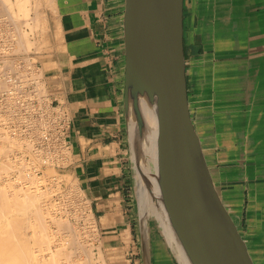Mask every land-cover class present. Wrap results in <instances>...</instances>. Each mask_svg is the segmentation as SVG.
I'll list each match as a JSON object with an SVG mask.
<instances>
[{
    "label": "crops",
    "instance_id": "1",
    "mask_svg": "<svg viewBox=\"0 0 264 264\" xmlns=\"http://www.w3.org/2000/svg\"><path fill=\"white\" fill-rule=\"evenodd\" d=\"M51 1L33 2L30 55L49 101L70 115L68 173L109 264H143L123 112L124 0ZM183 1L192 121L254 264H264V0ZM149 223V264H179Z\"/></svg>",
    "mask_w": 264,
    "mask_h": 264
},
{
    "label": "water",
    "instance_id": "2",
    "mask_svg": "<svg viewBox=\"0 0 264 264\" xmlns=\"http://www.w3.org/2000/svg\"><path fill=\"white\" fill-rule=\"evenodd\" d=\"M182 7V0H124L123 112L133 188L136 177L143 186L148 180L141 172L145 160L141 99L154 108L159 146L156 171L149 175L155 178L160 205L149 195L141 207L133 193L142 261L149 264L152 220L179 264L175 246H180L189 264H254L241 227L222 200L192 121Z\"/></svg>",
    "mask_w": 264,
    "mask_h": 264
},
{
    "label": "rangeland",
    "instance_id": "3",
    "mask_svg": "<svg viewBox=\"0 0 264 264\" xmlns=\"http://www.w3.org/2000/svg\"><path fill=\"white\" fill-rule=\"evenodd\" d=\"M0 4L2 5V3H1V0H0ZM24 27V26H23ZM26 29H24V30H26V35H27V37H28V39H29V41H31V34H33L32 32H31V34L28 32L29 30H28V28L27 27H25ZM20 33V32H19ZM28 33V34H27ZM12 36H13V38L15 37L13 34H12ZM30 36V37H29ZM14 41L13 42H15V39H13ZM17 40L18 39H16V42H17ZM13 42L12 43H10V44H12L11 46H10V49L9 50H7L6 52H9V54H10V52H12V49L13 48H11V47H14V45H13ZM32 42V41H31ZM18 43V42H17ZM19 44H21L20 43V41H19ZM33 44V43H32ZM18 45V44H17ZM16 45V46H17ZM22 45V44H21ZM18 47V46H17ZM17 47H15V48H17ZM20 47H22V46H20L19 45V48ZM33 47V46H32ZM18 49V48H17ZM23 49V48H22ZM22 49L20 48L19 49V52H20V50L22 51ZM16 51V50H15ZM31 51H32V48L30 47V49H28L26 52L24 51V52H21L20 54H19V52H15L16 54H14V52L13 53H11L10 54V56L12 57H6L7 58V60H8V58H11V59H9L7 62V64H9L10 62V64L9 65H11V66H13V64L15 63V61H16V63H15V66H19L20 68H21V65L18 63V62H25V65H26V67H25V65H24V67L22 66V68H25L26 69V71L27 70H29L30 68H31V66H33L34 68L33 69H36V70H34V71H40L39 70V68H38V65H37V62H36V59L35 58H32L31 57ZM2 51H0V55L2 54L1 53ZM28 54V55H27ZM14 56V57H13ZM28 57V58H26V59H23V58H25V57ZM15 57L17 58V60L15 59ZM21 57V58H20ZM31 57V58H30ZM14 58V59H13ZM20 59V60H19ZM32 61H31V60ZM11 60V61H10ZM12 60H13V62H12ZM29 60L31 61L30 63H28L29 62ZM10 61V62H9ZM26 61H28L27 63H26ZM29 64V66H27ZM30 71V70H29ZM31 71H32V68H31ZM19 72H24V71H19ZM43 95H44V97H43V95H42V101H43V105H44V107L46 108V106L45 105H47L50 101H49V99L47 98L48 96H47V92H46V88L44 87L43 88ZM46 92V93H45ZM45 93V94H44ZM39 94H41V93H39ZM57 106L58 105H56V104H52V106L51 107H53V108H50L49 109V111H48V113H49V117H47L48 119L47 120H49V118H51V117H53V115L56 113L57 115H59L60 113L58 112V109H57ZM62 107V106H61ZM45 108H40L41 109V111L42 110H46ZM56 108V109H55ZM56 110V111H55ZM61 110L64 112V113H62L63 114V117L64 118H68V121H69V129H70V125H71V119H70V115H69V113L62 107L61 108ZM43 112V111H42ZM44 113V112H43ZM53 114V115H52ZM67 114V115H66ZM43 114H41V116H42ZM47 115V114H46ZM65 115V116H64ZM44 116H45V113H44ZM44 116H42V117H44ZM60 117H62L61 115H59ZM69 116V117H68ZM6 117V118H5ZM9 119H11L10 118V116L9 117H7V116H5V115H0V121H2V122H0V127H2V128H0L1 130H0V137L1 138H3L4 137V134H3V132L5 133V135H7V134H11L10 135V138L11 137H13V139L11 138V139H7V142H6V139H0V166H2L3 164V166H5L6 168H7V163L9 162L8 160H10V161H12L13 159L11 158V157H13L14 158V160L11 162L12 164L13 163H16V164H19L18 162H21V160L23 159H21L20 158V156H21V154H24V160L21 162V164H19V167H18V169L20 168L21 170H24L25 172H26V166L27 165H25L26 164V162L29 164L28 165V171L31 173L30 175H31V177H34V173L33 172H35V171H37V172H35V174H39L38 176H36V179H39L38 180V183H37V181L35 182L36 183V185H34L35 183H32V178H28L27 179V177H26V173L24 174L23 173V171H21L22 173H23V175H22V173H19L18 172V175L20 174V175H22L21 177L22 178H24V180L23 181H25V182H27V181H29L28 183H25V182H23V183H25L24 185H26V187H28L29 186V188L27 189V191L28 190H30V188L32 189V188H34V187H38V188H40V189H42V190H34V191H36L35 193H37V194H41L39 197L41 198H38V202L36 201V196L35 197H33V195H31V194H33L34 192L31 190L30 192H33V193H29V192H25V194H27L26 196H28V194H30V196H32L33 198H34V200L31 198V200L33 201H31V200H29L28 201V199H30V197L26 200L25 198L26 197H24L25 195H23L24 193H23V191H22V194H21V191H18L17 192V190L15 191V190H13V189H17L18 188V186L20 185V184H22V182L20 183L19 181L17 182V184L16 183H13L12 182V184L10 183L11 182V180H10V178L11 177H13V175H15L16 173H17V171L16 170H18V169H16L17 167H15V168H13L12 167V169H11V167H9L8 166V168H7V171H6V168H5V172H4V170L3 169H0L1 170V172L3 171V173H4V175H5V173L6 172H8V169H9V171L10 172H8V173H6V175L4 176V175H0L1 176V178L2 179H5L4 181H6V183H2V179L0 178V184H1V187H0V190L2 189L3 190V186H6V188H4V191H0V194H5V195H3V197H2V195H1V198L0 199H2V198H4L5 199V197L4 196H6L7 197V199H5V200H7L8 201V198H10V200H12L11 199V197H13V201H15L16 202V200H14L15 199V197L16 198H18L19 199V201H21L20 199H21V195H23V198H22V201L20 202V203H16V205H17V207H15L16 205H13L15 208H18V207H22L23 205H21V203L23 202L24 203V201L26 202V203H24V206H25V204L28 206H30V207H28L27 209H29V210H27L25 207H27V206H25L24 208L26 209V210H24V208L22 207L21 208V210L22 211H20L19 209L20 208H18V209H16V210H19V211H16L17 212V214H16V212H15V208L13 209V206L11 205V207H10V211H12L13 212V214H11L10 212H8V214H6V215H4L7 219H12L13 217H14V219H16V218H18L19 217V220H20V216H21V218H22V213H24V212H26V211H30V210H32V208L34 209V210H32V212L30 211V213L28 214L27 212V214L25 213L24 214V216L25 215H27L26 216V218L24 219L23 218V222H26V228L28 227L29 229L32 227V226H30V224H32L33 225V228H35L34 230L36 231V232H34V230H32V231H30L28 228L26 229L27 231V235H30L29 237L31 238H29L30 239V249H33V250H31V251H33V253H37V252H39L40 250L41 251H45V250H47V247L48 248H50L52 251H54V256H52V261H51V257L50 256H48V260L51 262V263H55V264H64V263H67V262H69V264H71L72 262V264H84L85 262V264H88V261L90 262L89 264H109L110 263V261H109V258H108V256L107 255H105L104 253H103V250H102V248H101V246H100V243H99V239L97 238V233H96V229H94L95 227V225H94V222L92 221V219L90 218V217H86V216H88V215H86L87 214V210H88V208H87V202L85 201V199L83 198V196H82V194H81V192L79 191L78 192V189H77V186H75V184H74V187H76L75 189H73L72 190V192L70 191V195H69V198H71V199H69L68 197H66L65 195H62V194H64L66 191H64L65 190V184H64V179L65 180H67L66 182L67 183H69L68 181L69 180H72L73 179V177L70 175V173H68V168H69V166H70V154H71V152H70V145H69V142L68 143H66V144H64L66 141H64V140H61L60 138H61V136H64V134H62L61 135V129H62V127L61 126H58V128L60 127V129H59V131H60V133H58L57 131H51V132H46V135L48 136H44V138L45 139H43V141H45L44 143H41V145H45V149H43V148H40L39 147V143L37 142L38 141V139L36 138V139H26V138H24V137H21V135H20V132L19 131H15V130H12L10 127H9V123L11 122V120H9ZM10 121V122H9ZM9 122V123H8ZM12 122H13V120H12ZM1 124H4V125H1ZM5 129H4V128ZM18 126H17V124H14V128L15 129H18L17 128ZM69 129H68V131H69ZM9 132V133H8ZM15 132V133H14ZM45 134V133H44ZM57 135V136H56ZM3 136V137H2ZM52 137V138H51ZM46 138H47V140H46ZM54 138V139H53ZM22 139H26V142H25V140H22ZM20 140V141H19ZM28 140V141H27ZM56 140H57V143H55L56 142ZM2 141V142H1ZM12 141H13V143H12ZM18 141V142H17ZM32 141H33V143H32ZM47 141V142H46ZM62 141V142H61ZM49 142V143H48ZM52 142H54V144L52 143ZM48 145H47V144ZM21 144V145H20ZM29 144L31 145V147H32V149L33 148H35V150L33 149H30L31 147L29 146ZM56 144H57V146H56ZM19 145V146H18ZM21 146V147H20ZM27 146L28 147H30L29 148V150L27 149ZM49 146V148H47ZM50 146H51V149H50ZM57 148H55V147ZM60 146V147H59ZM26 147V148H25ZM52 147H54V149H52ZM61 147H62V149L63 148H65V149H63V152L61 153ZM11 148H12V152H9L8 151V149L9 150H11ZM60 148V149H59ZM3 149H5L6 151H7V153H5L6 151L4 150L3 151ZM16 149V150H15ZM37 149H39V151H42L41 149H43V151L42 152H44V153H46L47 152V154H50L51 152V154H53V156H56L57 154V158L58 159H61L62 160V162H61V160H60V163L58 164L57 163V161H59V160H52L53 162H51V160H48V162L46 161L45 163L44 162H42V161H36L35 159L33 160V158L32 157H34L33 155L36 153V151H37ZM56 149V150H55ZM57 151V153L55 152V151ZM46 151V152H45ZM28 152V153H27ZM35 152V153H34ZM48 152H50V153H48ZM68 152V153H67ZM70 152V153H69ZM8 154L7 156L8 157H10V155H11V157L8 159L7 158V156L5 155V154ZM12 153V154H11ZM13 153L16 155L15 157H14V155H13ZM27 153V154H26ZM44 153H42V156H44L43 154ZM50 154V155H51ZM65 154V157L63 156ZM5 155V156H4ZM18 155V156H17ZM3 156L6 158V159H8L7 161H6V163H4L3 161L5 160L4 158H3ZM29 156V157H28ZM17 157V158H16ZM60 157V158H59ZM64 157V158H63ZM68 157H69V160H68ZM16 158V159H15ZM21 159V160H20ZM43 159H46V157L44 156L43 157ZM20 160V161H19ZM32 160L33 161H35L34 163L32 162ZM64 160V161H63ZM68 160V161H67ZM15 161H17V162H15ZM44 161V160H43ZM32 163V164H30V163ZM37 162H38V164H37ZM64 162V163H63ZM3 163V164H2ZM23 163V164H22ZM51 163V164H50ZM63 163V164H62ZM14 165V164H13ZM2 166V168H4ZM22 166V167H21ZM35 166V167H34ZM25 167V168H24ZM51 167V168H50ZM1 168V167H0ZM31 168V169H30ZM14 169V170H13ZM35 169V170H34ZM37 169V170H36ZM2 173V174H3ZM33 173V174H32ZM47 176H46V175ZM9 177H8V176ZM62 175V176H61ZM26 177V178H25ZM38 177V178H37ZM55 177V178H54ZM59 177H60V179H59ZM61 177H63V178H61ZM6 178H9V179H6ZM52 178V179H51ZM29 179H31V182H30V180ZM8 180H10V181H8ZM57 180V181H56ZM45 181V182H44ZM53 182V183H52ZM65 182V183H66ZM9 183H10V186L12 185V187L11 188H13L12 190H11V188H9L8 187V185H9ZM20 183V184H19ZM52 183V184H51ZM4 184H6V185H4ZM3 185V186H2ZM15 185L17 186V187H15ZM31 186V187H30ZM56 186V187H55ZM3 187V188H2ZM15 187V188H14ZM10 190H9V189ZM37 188V189H38ZM57 188V189H56ZM135 188H133V190H134ZM6 190V191H5ZM7 190H9V191H7ZM74 190H75V192H74ZM11 191L13 192H15V196L13 195L14 193H12L11 195H10V193H11ZM42 191V192H41ZM45 193H44V192ZM51 191V192H50ZM41 192V193H40ZM17 193H18V195L19 196H17ZM44 193V194H43ZM48 193V194H47ZM71 193H73V194H71ZM133 193H134V191H133ZM51 194V195H50ZM45 195V196H44ZM21 196V197H20ZM61 196V197H60ZM63 196H65L66 197V199H65V197H63ZM59 197V198H58ZM76 197V198H75ZM4 199H3V201H4ZM23 199H24V201H23ZM62 199V200H61ZM65 200V201H64ZM7 201H6V203H7ZM13 201H11V202H13ZM18 201V202H19ZM35 201V202H34ZM10 201H8V203L10 204L11 203ZM14 202V203H15ZM27 202L29 203V204H27ZM22 203V204H23ZM31 203H33V204H31ZM37 203V204H36ZM38 203H40L41 205H39ZM59 203V204H58ZM37 205V207H36V205ZM77 204V205H76ZM39 205V206H38ZM43 205V206H42ZM44 205H45V207H44ZM76 205V206H75ZM80 205V206H79ZM33 206H35V208H40V210L38 209H35ZM51 206V207H50ZM32 207V208H31ZM44 207V208H43ZM50 207V208H49ZM53 207V208H52ZM12 208V209H11ZM83 209H84V211H83ZM87 209V210H86ZM23 210H24V212H23ZM44 210V211H43ZM81 210H82V212L84 213V214H82V212H81ZM35 211V213H33ZM39 211H40V213H39ZM56 211V212H55ZM18 212H21V215H20V213H18ZM31 213H33L32 215H30ZM43 213L46 215H43ZM10 214V215H9ZM35 214V215H34ZM36 214H40V215H38V217L40 216V219H38V218H36L37 216H36ZM53 214V215H52ZM12 215V217H10ZM17 215V216H16ZM20 215V216H19ZM30 215V216H29ZM35 216L34 218H36V219H38V220H40L39 221V223H38V220H37V222L34 220V218L32 217V216ZM48 215V216H47ZM80 215V216H79ZM85 215V216H84ZM3 216V218H1V219H3V221L6 219L5 217ZM28 216H29V218H28ZM52 216V217H51ZM56 216V217H55ZM10 217V218H9ZM31 217H32V219H33V222L35 221V224H33V222H31L32 220H31ZM45 217V219H43ZM48 217V218H47ZM5 218V219H4ZM51 218V220L53 221L54 219H56V220H54V221H56V222H51V220H49L48 221V219H50ZM60 219L59 221H58V219ZM0 219V222L2 223L3 221ZM28 219L30 220V222H28ZM18 220V219H17ZM43 220H45V221H43ZM41 221H42V223H41ZM47 221V222H46ZM62 221H64V223H65V228H66V225H67V223H68V226H67V228L68 229H70L71 227H72V229H70V230H66L65 228H63V226H62V228H61V226L60 225H58L60 222H62ZM66 221V222H65ZM90 221V222H89ZM4 222H6V221H4ZM91 222H93V223H91ZM0 223V229L3 227V224H1ZM28 223H29V225H28ZM38 223V225H36ZM40 223L44 226V229H42L41 230V232L39 233V231H37V229L38 228H36V227H34L35 225L36 226H39L40 225ZM44 223H45V225H44ZM50 223V224H49ZM25 224V223H24ZM56 224H57V226H56ZM42 225L41 226H39V227H41V228H43L42 227ZM47 225V226H46ZM92 225V226H91ZM30 226V227H29ZM49 226V227H48ZM58 226H60L59 228H58ZM86 226V227H85ZM48 227V228H47ZM94 227V228H93ZM32 228V229H33ZM40 228V229H41ZM90 228V229H89ZM58 229V230H57ZM84 229V230H83ZM53 230V231H52ZM73 230V231H72ZM75 230H76V232H75ZM45 231H46V234H45ZM49 231V232H48ZM55 231V232H54ZM34 232V233H33ZM68 232V233H67ZM29 233V234H28ZM36 233V234H35ZM42 233V234H41ZM51 233V234H50ZM65 233V234H64ZM73 233L76 235H73ZM0 234H1V231H0ZM33 234H35V240H32V238L34 237V235ZM41 234V235H40ZM70 234V235H69ZM43 235V236H42ZM45 235V236H44ZM38 236V237H37ZM71 236V237H70ZM36 237H37V239L38 240H36ZM43 237V238H42ZM46 237V238H45ZM48 237V238H47ZM82 237V238H81ZM89 237V238H88ZM40 238V239H39ZM42 238V239H41ZM70 239V241H69V239ZM78 238V239H77ZM34 239V238H33ZM52 239V240H51ZM68 239V240H67ZM40 240V241H39ZM42 240V241H41ZM33 241V242H32ZM34 241L36 242H38V244L40 243L41 245L40 246H42V247H40V249H39V247H36L37 245H35L34 244V247H33V245H31V242L32 243H34ZM44 241V242H43ZM62 241V242H61ZM73 241V242H72ZM36 242V243H37ZM41 242H43V243H41ZM72 242V243H71ZM48 244V245H46V244ZM59 244V245H58ZM45 245V246H44ZM50 246V247H49ZM46 247V248H45ZM58 247V248H57ZM63 247H65V248H63ZM45 248V249H44ZM80 248H81V250H80ZM83 248V249H82ZM91 248V249H90ZM89 249V250H88ZM84 250V251H83ZM85 250H86V252H85ZM37 251V252H36ZM59 251V252H58ZM46 252V251H45ZM89 252V253H88ZM57 254V256H55ZM60 255V256H59ZM67 255H68V259H67ZM59 256V257H58ZM66 257V258H65ZM79 257V258H78ZM85 257V258H84ZM88 257V258H87ZM91 257V259H89ZM64 259V260H63ZM66 259H67V262H66ZM87 259V260H86ZM63 260V261H62ZM86 260V261H85ZM82 261H84V262H82Z\"/></svg>",
    "mask_w": 264,
    "mask_h": 264
},
{
    "label": "bare ground",
    "instance_id": "4",
    "mask_svg": "<svg viewBox=\"0 0 264 264\" xmlns=\"http://www.w3.org/2000/svg\"><path fill=\"white\" fill-rule=\"evenodd\" d=\"M49 1H51V0H49ZM33 2H34V0H1V3H2V5H1V8H0V30L1 29H3V27H12V25L10 26V24H8V25H6V24H4V21H6V20H8V21H10V23L11 24H13L14 26V29H18L19 30V32L20 33H14V34H16L15 35V37L13 38V39H15V42H13V45H14V47H11V48H13L12 49V52H10V54L11 53H13L14 52V54H16L15 52H19V49L21 48H23L22 49V51L20 50V52H19V54L21 53V52H26L28 49H30V47L31 48H33L32 46H33V44H32V42L31 41H29V39H28V37H27V35L25 34L26 33V30H24V29H26L25 27H27L28 28V32L31 34V32L33 33L34 32V23H33V21H32V18L30 17V13L32 12V10H33V7H34V5H33ZM183 0H182V6H183ZM50 3V5H52L53 3H52V1L51 2H49ZM184 7V6H183ZM182 7V8H183ZM52 10H55V8H54V6L52 5ZM54 8V9H53ZM7 19H6V18ZM4 19H6V20H4ZM35 19V18H34ZM16 25V26H15ZM22 26H24V27H22ZM17 27V28H16ZM13 30V29H12ZM18 30H13V31H18ZM25 32V33H24ZM13 33V32H12ZM11 34V33H10ZM28 34V33H27ZM12 36V35H11ZM31 36H32V34H31ZM13 37V36H12ZM30 37V36H29ZM16 39H18L17 40V42H16ZM19 41H20V43L22 44H19ZM18 44V45H17ZM18 47H17V46ZM19 45L20 46H22V47H20L19 48ZM15 47H17V48H15ZM16 50V51H15ZM0 51H2L1 49H0ZM28 55V54H27ZM11 57V56H10ZM14 57V56H13ZM12 58V57H11ZM11 58H8V60L9 59H11ZM21 58V57H20ZM26 58H28L27 56L25 57V58H23V59H26ZM31 58V57H30ZM14 59V58H13ZM15 59L17 60V58L15 57ZM7 60V58L6 57H4V64H6V65H8V66H10L11 67V72L13 71L15 74H16V76L18 77V82L20 83V86L22 87V86H24V85H26V86H31V85H34V90H33V93L35 94V96L37 97V99L40 101V103H42V104H44L43 103V101H42V95H43V88L45 87V83H44V80H43V76H42V72H41V70L40 71H34V70H36V69H33L34 67L33 66H31V68H32V71H31V68L29 69V70H27L26 71V69H25V71H26V79L24 78V72L22 73V72H19L20 71V69L22 68V66L24 67V65H25V62H24V65H21V68L17 65V66H15V63H16V61H15V63L13 64V66H11V65H9L11 62V60L9 61L10 63L9 64H7L8 61ZM20 60V59H19ZM31 60V59H30ZM29 60V62L28 61H26V63L28 62V63H30L31 61ZM12 62H13V60H12ZM27 66H29V64L27 65ZM25 67H26V65H25ZM0 70H2V67L0 66ZM2 76V75H1ZM39 93H41V94H39ZM46 93V92H45ZM44 93V94H45ZM43 97H44V95H43ZM48 98V97H47ZM63 103V102H62ZM62 105V104H61ZM44 106V105H43ZM46 106V110H42L44 113H45V116H44V113L42 112V116H44V118H47V117H49L48 115H49V113H48V111H49V109L50 108H52L51 106H52V102H49L47 105H45ZM42 108V107H41ZM61 106H57V109H58V112L60 113L59 115H61L62 116V118L65 120V121H68V118H64L63 117V114L62 113H64L62 110H61ZM54 109V108H53ZM56 109V108H55ZM140 110H141V114H142V117H143V120H144V124H145V134H144V137H143V140H142V146H143V150H144V154H145V160H144V165H143V168H142V170H141V172H144V175L146 174L147 176H148V180H147V182H146V186H143V184H142V182L138 179V177H136L135 178V180H134V187H135V190H133V191H135V194H136V196H137V199H138V203L139 204H141V207H143L145 204H146V200L149 198V195H151L152 196V198L153 199H155L156 201H158V204L160 205V202H159V193H158V190H157V186H156V181H155V178H151V176L149 175V173H151L152 171H156V151H157V149L159 148V146H158V144H156V120H155V113H154V108L153 107H149V105L147 104V102L144 100V99H141L140 100ZM51 111V110H50ZM49 111V112H50ZM56 111V110H55ZM47 114V115H46ZM53 115V114H52ZM67 115V114H66ZM2 116V115H1ZM65 116V115H64ZM8 117V116H7ZM69 117V116H68ZM6 118V117H5ZM10 118L11 119H9V120H12V118L13 117H11L10 116ZM0 122H2V121H0ZM10 122V121H9ZM8 122V123H9ZM68 123H69V121H68ZM1 125H4V124H1ZM71 126V125H70ZM0 128H2V127H0ZM4 128V127H3ZM18 128V127H17ZM5 129V128H4ZM60 129V127L58 128V130ZM1 130V129H0ZM70 130V129H69ZM134 129L132 128L131 129V138L132 137H134ZM9 133V132H8ZM15 133V132H14ZM59 133H60V131H59ZM1 134V133H0ZM3 134H4V137L3 138H1L0 137V139H6V142H7V139H13V137H11L10 138V135L12 134H7V135H5V133L3 132ZM13 135V134H12ZM45 135H46V133H45ZM61 135H62V132H61ZM47 136V135H46ZM57 136V135H56ZM48 137V136H47ZM52 138V137H51ZM54 139V138H53ZM61 139V138H60ZM22 140H25V142H26V139H22ZM46 140H47V138H46ZM62 140V139H61ZM20 141V140H19ZM28 141V140H27ZM2 142V141H1ZM18 142V141H17ZM45 142V141H44ZM47 142V141H46ZM62 142V141H61ZM69 142V141H68ZM12 143H13V141H12ZM32 143H33V141H32ZM49 143V142H48ZM53 144H54V142H52ZM55 143H57V140H56V142ZM47 144V143H46ZM21 145V144H20ZM48 145V144H47ZM19 146V145H18ZM29 146L31 147V145L29 144ZM56 146H57V144H56ZM21 147V146H20ZM30 147H28L27 146V149L29 150V148ZM55 147V146H54ZM54 147H52V149H54ZM58 147V146H57ZM60 147V146H59ZM26 148V147H25ZM47 148H49V146L47 147ZM56 148V147H55ZM30 149H32V147L30 148ZM34 150H35V148H33ZM32 149V150H33ZM44 149V148H43ZM43 149H41L42 151H43ZM50 149H51V146H50ZM57 149V148H56ZM55 149V150H56ZM60 149V148H59ZM63 149H65V148H63ZM63 149H62V147H61V153L63 152ZM5 149H3V151H4ZM16 150V149H15ZM54 150V151H55ZM6 151V150H5ZM8 151L9 152H12V148H11V150H9L8 149ZM42 151H39V149H37V151H36V153L33 155L34 157H32L33 158V160L35 159L36 161L38 160H40V161H42V162H48V160H51V162H53L52 160H59V161H57V163L59 162L60 163V160L62 159H58L56 156L58 155H56V156H53V154H51L50 152H48V153H50V154H47V152L46 153H44V152H42ZM58 151V150H57ZM57 151H55L56 153H57ZM5 153H7V151L5 152ZM4 153V154H5ZM28 153V152H27ZM26 153V154H27ZM42 153H44L43 155L46 157V159H43V157L44 156H42ZM68 153V152H67ZM70 153V152H69ZM12 154V153H11ZM6 156L8 155V154H5ZM4 155V156H5ZM13 155H14V157L16 156L14 153H13ZM3 156V158L5 159L3 162L4 163H6V161L11 157V155H10V157H8L7 156V158L8 159H6L5 157ZM18 156V155H17ZM64 157H65V154L63 155ZM29 157V156H28ZM63 157V158H64ZM13 160H14V158L13 157H11ZM17 158V157H16ZM15 158V159H16ZM20 158L22 159H20L21 160V162L24 160V154H21V156H20ZM60 158V157H59ZM12 160V161H13ZM19 160V161H20ZM32 160V162L34 163L35 161H33ZM44 160V161H43ZM68 160H69V157H68ZM67 160V161H68ZM9 161V162H8ZM7 162V168H8V166L9 167H11V169H12V167L13 168H15V167H17L16 169H18V167H19V164H21V162H18L19 164H16V163H11L12 161H10V160H8ZM39 161V162H40ZM64 161V160H63ZM15 162H17V161H15ZM61 162H62V160H61ZM30 163V162H29ZM58 163V164H59ZM64 163V162H63ZM62 163V164H63ZM3 164V163H2ZM23 164V163H22ZM30 164H32V163H30ZM37 164H38V162H37ZM51 164V163H50ZM1 165V164H0ZM4 165V164H3ZM2 165V166H3ZM25 165H27L26 166V172L24 171V170H21L20 168L18 169V170H16L17 171V173L15 174V175H13V177H11L10 178V180H11V184H12V182L13 183H16L17 184V182L19 181L20 183L22 182V184H20L19 186H18V188L17 189H13V188H11L12 187V185L10 186V183H9V185H8V187L9 188H11V190L13 189V190H17V192L18 191H21V194H22V191H23V195H25L24 197H26L25 199L27 200L29 197H30V199H28V201L29 200H31V198L34 200V198L33 197H35L36 196V201L38 200V198H40L39 196L41 195H39V194H37V193H35L37 190H42V189H40V188H36V187H34V188H30V190H28L27 191V189L29 188V186L28 187H26V185H24L25 183H28L29 181H27V182H25V181H23L24 180V178H22L23 176V173L26 175V177H27V179L28 178H32V183H35L36 181H37V183H38V180L39 179H36V176H38L39 174H35V172H37V171H35V172H33L32 174L34 175V177H31V171L29 172L28 171V163L26 162V164ZM2 166H0L1 168L0 169H3L4 170V172H5V166H3L4 168H2ZM22 167V166H21ZM35 167V166H34ZM7 168H6V171H7ZM25 168V167H24ZM51 168V167H50ZM31 169V168H30ZM14 170V169H13ZM35 170V169H34ZM37 170V169H36ZM21 171H23V173L21 172ZM8 172H10L9 171V169H8ZM8 172H6V173H8ZM18 172L19 173H22V175H18ZM3 173V171L1 172V170H0V175H4V173ZM6 173H5V175H6ZM38 173V172H37ZM9 174V173H8ZM4 175V176H5ZM46 175V174H45ZM8 176V175H7ZM22 176V177H21ZM47 176V175H46ZM62 176V175H61ZM9 177V176H8ZM25 177V178H26ZM0 178H1V176H0ZM38 178V177H37ZM55 178V177H54ZM61 178H63V177H61ZM2 179V178H1ZM6 179H9V178H6ZM52 179V178H51ZM59 179H60V177H59ZM3 181H2V183H6V181H4L5 179H2ZM10 180H8V181H10ZM30 180V182H31V179H29ZM57 181V180H56ZM64 181L66 182L67 180H65L64 179ZM23 182H25V183H23ZM45 182V181H44ZM64 182V186H65V190L64 191H66L64 194H62V195H65L66 197H68L69 198V195H70V191L72 192V190L73 189H75L76 187H74V184H75V186H76V180L74 179V177H73V179L72 180H69L68 182L69 183H65ZM40 183V182H39ZM38 183V184H39ZM53 183V182H52ZM51 183V184H52ZM4 185H6V184H4ZM34 185H36V183L34 184ZM3 186V185H2ZM7 186V185H6ZM6 186H3L4 188H6ZM0 187H1V184H0ZM2 187V188H3ZM15 187H17L16 185H15ZM14 187V188H15ZM31 187V186H30ZM56 187V186H55ZM146 187V188H145ZM4 188H3V190L2 191H4ZM8 188V189H9ZM57 189V188H56ZM78 189V188H77ZM0 190V191H1ZM10 190V189H9ZM9 190H7V191H9ZM33 191V192H30V191ZM34 190H36V191H34ZM76 190V189H75ZM75 190H74V192H75ZM1 191V192H2ZM6 191V190H5ZM29 192V193H33V194H31V195H33V197L32 196H30V194H28V196H26L27 194H25V192ZM42 192V191H41ZM40 192V193H41ZM44 192V191H43ZM51 192V191H50ZM78 192H79V190H78ZM12 193H14L13 195L15 196V192L13 191H11V193H10V195L12 194ZM45 193V192H44ZM43 193V194H44ZM149 193V194H148ZM48 194V193H47ZM71 194H73V193H71ZM1 195H2V197H3V195H5V194H0V198H1ZM23 195H21L20 197H21V201H22V198H23ZM35 195V196H34ZM51 195V194H50ZM17 196H19L18 195V193H17ZM45 196V195H44ZM65 196H63V197H65ZM83 196V195H82ZM5 197V199H7V197L6 196H4ZM61 197V196H60ZM66 197H65V199H66ZM19 198V197H18ZM18 198H16L15 197V199L14 200H16V202L15 201H13V197H11V199L12 200H10V198H8V201H13V202H11L10 204L8 203V201L7 200H5L4 198H2V199H0V219L1 218H3V216L4 215H6V214H8V212H10L11 214H13V212L12 211H10V207H11V205L13 206V205H16V203H20L21 201H19V199ZM59 198V197H58ZM76 198V197H75ZM3 199H4V201H3ZM41 199V198H40ZM69 199H71V198H69ZM25 200V201H26ZM62 200V199H61ZM6 201H7V203H6ZM19 201V202H18ZM23 201H24V199H23ZM24 201V203H26ZM32 201V200H31ZM65 201V200H64ZM15 202V203H14ZM33 202V201H32ZM35 202V201H34ZM38 202V201H37ZM23 203V202H22ZM21 203V205H23L22 207L24 208L25 206H27L26 204H25V206H24V203L22 204ZM27 204H29L28 202H27ZM31 204H33V203H31ZM37 204V203H36ZM35 204V205H36ZM39 205H41L40 203H38ZM59 204V203H58ZM18 205V204H17ZM17 205L15 206V207H17ZM38 205V206H39ZM77 205V204H76ZM75 205V206H76ZM19 206V205H18ZM43 206V205H42ZM80 206V205H79ZM14 206H13V209L15 208ZM22 207H18V208H20L19 210L20 211H22L21 210V208ZM28 207H30L29 205L27 206V207H25L26 209L28 208ZM34 208H35V206H33ZM36 207H37V205H36ZM44 207H45V205H44ZM43 207V208H44ZM51 207V206H50ZM49 207V208H50ZM18 208H15L14 210H15V212L16 211H19V210H16V209H18ZM24 208V210H26ZM32 208V207H31ZM53 208V207H52ZM12 209V208H11ZM30 209V208H29ZM29 209H27V210H29ZM35 209H39L40 210V208L38 207V208H35ZM161 209H162V207H161ZM24 210H23V212H24ZM32 210H34L33 208H32ZM32 210H30L31 212H32ZM87 210V209H86ZM30 211H26L27 213L29 212L30 213ZM44 211V210H43ZM83 211H84V209H83ZM26 212H24V213H22V218H21V212H18V213H20V220H19V217L18 218H16V219H14V217L12 218V219H7L5 216V220L4 221H6V222H4L3 221V219H1L3 222L1 223V224H3V227L0 229V231H1V234H0V264H55V263H51L49 260H48V256H50L51 258V261H52V256H54V251H52L50 248H48L47 247V250H45V251H39V252H37V253H33V251H31V250H33V249H30V235H27L26 233V229L28 228H26V222H23V218L25 217L26 218V216L27 215H25L24 216V214L26 213ZM56 212V211H55ZM81 212H82V210H81ZM26 213V214H27ZM28 213V214H29ZM33 213H35V211L33 212ZM33 213H31L30 215H32ZM39 213H40V211H39ZM16 214H17V212H16ZM82 214H84L83 212H82ZM10 215V214H9ZM18 215V214H17ZM16 215V216H17ZM29 215V216H30ZM35 215V214H34ZM32 216L33 218L35 217V216ZM38 215H40V214H36V218H38V219H40V216L38 217ZM43 215H45L44 213H43ZM53 215V214H52ZM86 215H88V216H86V217H90V215H89V212H88V210H87V214ZM24 216V217H23ZM29 216H28V218H29ZM46 216V215H45ZM48 216V215H47ZM80 216V215H79ZM85 216V215H84ZM10 217H12V215L10 216ZM9 217V218H10ZM32 217H31V222H33V219H32ZM52 217V216H51ZM56 217V216H55ZM24 218V219H25ZM36 218H34V220L37 222V220L38 219H36ZM48 218V217H47ZM91 218V217H90ZM18 219V220H17ZM43 219H45V217L43 218ZM58 219V218H57ZM92 219V218H91ZM49 220H51V218L50 219H48V221ZM54 220H56V219H54ZM53 220V221H54ZM60 219H58V221H59ZM35 221L33 222V224H35ZM39 221L40 220H38V223H39ZM43 221H45V220H43ZM52 220H51V222H53ZM28 222H30V220L28 219ZM47 222V221H46ZM54 222H56V221H54ZM66 222V221H65ZM90 222V221H89ZM151 222H152V224H154L155 225V223H154V221H152L151 220ZM25 223V224H24ZM38 223L36 224V225H38ZM41 223H42V221H41ZM40 223V225L39 226H41L42 224ZM91 223H93V222H91ZM50 224V223H49ZM150 224V223H149ZM28 225H29V223H28ZM34 226V227H36V228H38L37 229V231H39V233L41 232V230L42 229H44V226L42 225V227L43 228H41V227H39V226ZM44 225H45V223H44ZM58 225H60L61 226V228H62V226H63V228H65L64 226H65V223H64V221H62V222H60ZM95 225V224H94ZM1 226V225H0ZM30 226H32L29 230L30 231H32V230H34L35 228H33V225L32 224H30ZM29 226V227H30ZM47 226V225H46ZM56 226H57V224H56ZM60 226H58V228L60 227ZM67 226H68V223H67V225H66V230H70V229H72V227L70 228V229H68L67 228ZM92 226V225H91ZM49 227V226H48ZM47 227V228H48ZM69 227V226H68ZM86 227V226H85ZM95 227V226H94ZM93 227V228H94ZM33 228V229H32ZM41 228V229H40ZM167 228H168V230L170 231V233L172 234V232H171V230H170V228H169V226L167 225ZM60 229V228H59ZM90 229V228H89ZM95 229V228H94ZM36 230V229H35ZM34 230V232H36ZM58 230V229H57ZM84 230V229H83ZM155 230V229H154ZM53 231V230H52ZM71 231V230H70ZM73 231V230H72ZM33 232V233H34ZM49 232V231H48ZM55 232V231H54ZM75 232H76V230H75ZM68 233V232H67ZM29 234V233H28ZM36 234V233H35ZM35 234H33L34 235V239L32 238V240H35ZM42 234V233H41ZM40 234V235H41ZM45 234H46V231H45ZM51 234V233H50ZM65 234V233H64ZM70 235V234H69ZM73 235H75L74 233H73ZM173 235V234H172ZM30 236V237H29ZM43 236V235H42ZM45 236V235H44ZM76 236V235H75ZM38 237V236H37ZM37 237H36V240H38L37 239ZM71 237V236H70ZM30 238V239H29ZM43 238V237H42ZM41 238V239H42ZM46 238V237H45ZM48 238V237H47ZM82 238V237H81ZM89 238V237H88ZM162 238V237H161ZM40 239V238H39ZM69 239V238H68ZM67 239V240H68ZM78 239V238H77ZM175 239V238H174ZM52 240V239H51ZM40 241V240H39ZM42 241V240H41ZM69 241H70V239H69ZM33 242V241H32ZM31 242V245H33V247H34V244L35 245H37L38 244V242L36 243L35 241H34V243H32ZM44 242V241H43ZM43 242H41V243H43ZM62 242V241H61ZM73 242V241H72ZM71 242V243H72ZM177 242V241H176ZM44 244V243H43ZM46 244V243H45ZM41 244L39 243L36 247H39ZM46 245H48V244H46ZM59 245V244H58ZM177 245H178V243H177ZM45 246V245H44ZM179 246V245H178ZM40 247H42V246H40ZM40 247H39V249H40ZM46 248V247H45ZM44 248V249H45ZM58 248V247H57ZM63 248H65V247H63ZM83 249V248H82ZM91 249V248H90ZM80 250H81V248H80ZM89 250V249H88ZM84 251V250H83ZM175 251H176V253H177V255H178V259H179V262H180V264H189L188 263V261H187V259H186V257H185V255H184V253H183V251L180 249V246H179V248H177L176 246H175ZM59 252V251H58ZM85 252H86V250H85ZM89 253V252H88ZM109 253V252H108ZM171 254V253H170ZM55 256H57V254L55 255ZM60 256V255H59ZM58 256V257H59ZM115 256V255H114ZM66 258V257H65ZM79 258V257H78ZM85 258V257H84ZM88 258V257H87ZM67 259H68V255H67ZM67 259H66V262H67ZM89 259H91V257L89 258ZM64 260V259H63ZM62 260V261H63ZM87 260V259H86ZM85 260V261H86ZM82 262H84V261H82ZM91 262V261H90ZM89 261H88V264L90 263ZM73 263V262H72ZM71 263V264H72ZM86 263V262H85ZM84 263V264H85ZM64 264H69V262H67V263H64ZM83 264V263H82Z\"/></svg>",
    "mask_w": 264,
    "mask_h": 264
},
{
    "label": "built area",
    "instance_id": "5",
    "mask_svg": "<svg viewBox=\"0 0 264 264\" xmlns=\"http://www.w3.org/2000/svg\"><path fill=\"white\" fill-rule=\"evenodd\" d=\"M9 32V28L3 27L0 30V49L2 54L0 55V115L13 117L9 123V127L12 130L19 131L21 137L26 139H38L39 147L45 149L43 139L46 135L44 133L57 131L58 126H61V132L64 136L61 139L67 142V135L69 129L68 121H65L62 117L56 113L53 117L44 118L41 116V107L45 108L42 103L37 99L33 93L34 85L31 86H20L18 77L12 71L11 67L4 64V57H9L10 46L14 40ZM23 65L24 62H18ZM24 71V78L26 79L25 68H21L20 71ZM2 75V76H1ZM53 108V107H52ZM14 124H17L18 129L14 128Z\"/></svg>",
    "mask_w": 264,
    "mask_h": 264
}]
</instances>
